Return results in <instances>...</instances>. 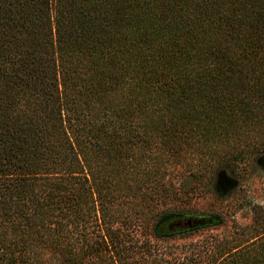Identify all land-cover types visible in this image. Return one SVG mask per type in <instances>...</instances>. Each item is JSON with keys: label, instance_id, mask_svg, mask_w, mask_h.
I'll use <instances>...</instances> for the list:
<instances>
[{"label": "trees", "instance_id": "obj_1", "mask_svg": "<svg viewBox=\"0 0 264 264\" xmlns=\"http://www.w3.org/2000/svg\"><path fill=\"white\" fill-rule=\"evenodd\" d=\"M186 158L219 198L264 170V0H0V264H159L130 229L222 223L158 207ZM252 205L208 264H264Z\"/></svg>", "mask_w": 264, "mask_h": 264}, {"label": "rangeland", "instance_id": "obj_2", "mask_svg": "<svg viewBox=\"0 0 264 264\" xmlns=\"http://www.w3.org/2000/svg\"><path fill=\"white\" fill-rule=\"evenodd\" d=\"M205 161V160H204ZM203 160L181 159L176 166L169 167L165 175V185L170 194L159 202L158 207H190L198 211L220 214L222 223L200 229L187 236L156 239L149 235L147 228L130 229L129 240L125 244H151V257L159 264H208L217 252V244H245L251 241L264 214V170L253 160L239 163L241 172L237 175L233 188L226 186L222 198L209 189L196 186L195 176L205 180L211 175L210 167ZM219 181V180H217ZM88 227L91 226H86ZM96 228V227H95ZM93 230L92 227L89 231ZM91 234V233H90Z\"/></svg>", "mask_w": 264, "mask_h": 264}]
</instances>
